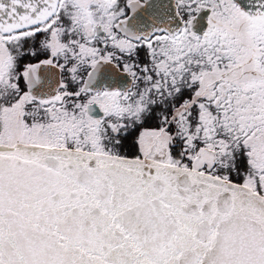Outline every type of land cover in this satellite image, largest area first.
I'll list each match as a JSON object with an SVG mask.
<instances>
[{
	"label": "snow or ice",
	"instance_id": "obj_1",
	"mask_svg": "<svg viewBox=\"0 0 264 264\" xmlns=\"http://www.w3.org/2000/svg\"><path fill=\"white\" fill-rule=\"evenodd\" d=\"M0 264H264V0H0Z\"/></svg>",
	"mask_w": 264,
	"mask_h": 264
}]
</instances>
